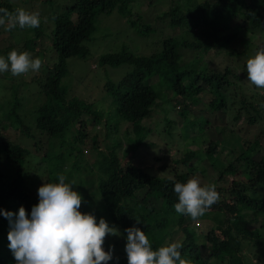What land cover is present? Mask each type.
Wrapping results in <instances>:
<instances>
[{
    "label": "trees",
    "instance_id": "1",
    "mask_svg": "<svg viewBox=\"0 0 264 264\" xmlns=\"http://www.w3.org/2000/svg\"><path fill=\"white\" fill-rule=\"evenodd\" d=\"M33 1L22 0L21 3L33 5ZM46 1L43 0L44 5ZM164 2L165 9L150 20L138 10L143 4L150 6ZM0 8L14 11L22 7L0 0ZM226 9H234L231 20L225 16ZM112 11H117L126 23L132 25L142 39H152V35L162 38L155 41L158 48L148 54L135 53L124 43L118 50L95 56L103 66L127 67L120 77L105 78L102 92L109 101L103 96L101 100L105 107L98 106L99 109L87 101L85 95H70L62 79L68 74L67 58L87 59L91 56L93 51L86 42L96 31V17ZM46 17L47 26L40 24L38 28L28 29V34L22 37L14 35L20 29L17 26L11 31L14 42L5 47L10 51L19 45L25 48L21 51L27 49L30 52L28 49L41 37L40 44L47 40L46 47L52 54L48 57L43 51L45 57L39 56L44 63L42 68L46 67L47 72L35 83L38 90L34 94L42 101L31 111L32 123L26 125L24 121L30 120V116L25 111L21 114L26 103L33 101L25 99L27 95L18 88L20 84L24 85V81L16 80L17 87H7L3 83L0 90V209L17 213L23 205L30 215L32 206L39 202L35 185L58 182V175L63 173L68 180L77 183L73 188L83 197L80 210L94 214L97 223L101 217L105 218L125 238V229L135 225L145 231L155 250L165 238L181 232L182 255L189 257L193 264H264V89L256 88L248 81L246 63L241 75L233 73L229 66L222 71L209 67L214 58L236 51L232 49L234 44H241L244 51H252V56L260 49L257 42H251L247 37L264 32V0H64L61 8L52 9ZM165 33L167 35L163 37ZM184 49L203 52L207 56V66L204 69L185 67ZM164 63H168L166 68H162ZM153 78L157 80L151 82ZM245 84L250 85L244 87ZM205 90L213 95L208 103ZM171 101L172 105L167 108ZM204 101L206 106L202 105ZM159 107L168 138L173 136V127L179 125L181 137L186 141L184 152L182 145L180 157L173 159V165L169 166L170 175L162 176L148 172L139 165L140 160H135V152L150 133L143 121ZM239 119H242L248 140L242 139L244 146H241L239 155L225 169L218 171L219 184L207 183L216 184L220 197H232L230 204L220 201V206L229 215L223 212L218 215L217 211L210 209V221L216 225L212 226L209 221L205 233L198 234L196 230L201 223L196 221L197 224L192 225L190 217L176 214L174 204L178 197L173 190L174 181L168 177L186 182L198 170L197 155H207L210 166H219L216 154L220 143L224 135L231 138L234 133L233 127L229 128L230 133L225 124H235ZM8 122L20 135L30 136L29 129L35 126L41 140L44 138L46 149L40 162L46 163L45 178L40 177L34 184L22 176L29 146L21 137L12 141L1 133V128L7 127L5 123ZM87 122L101 124L113 135L118 132L120 123H126L124 130L128 135L132 131L133 136L126 137L125 142L119 137L115 141L111 138V145L104 142L103 148L98 141L94 146V163L100 174L95 180L80 178L78 183L75 173L89 171L90 163L79 142L87 133L80 130L71 139L68 132L76 124L84 127ZM168 138L166 145L171 141ZM123 144H127L131 153L121 163L117 148L122 149ZM109 148H112L110 152ZM253 154L257 157L253 158ZM160 159V156L154 157L157 162ZM10 161L17 164L6 167ZM226 174L239 178L230 185H222ZM87 183L94 184L89 193L85 192ZM234 199L244 200L237 203ZM232 209L235 215L231 214ZM136 218L141 222L137 223ZM226 222L228 225L225 226ZM8 232L9 221L0 213V264H16L8 247ZM119 253H113L108 264H128L127 254Z\"/></svg>",
    "mask_w": 264,
    "mask_h": 264
},
{
    "label": "rangeland",
    "instance_id": "2",
    "mask_svg": "<svg viewBox=\"0 0 264 264\" xmlns=\"http://www.w3.org/2000/svg\"><path fill=\"white\" fill-rule=\"evenodd\" d=\"M14 4H17L18 6L24 8L28 11H38L41 15V24L43 27L47 26L48 19L47 15L49 12L51 13L52 9H57L58 7H62L64 0H47L45 5L43 3V0H34L31 4L23 5L21 2L22 0H8ZM59 4V5H58ZM166 5L165 2L162 4H152V5H141L138 7V10L144 14V17L148 20L150 18H153L156 14L160 13L165 9ZM48 9V10H47ZM49 11V12H48ZM225 16L227 20H231L232 16L234 15V9H226L224 11ZM52 25V23H51ZM132 25H129L126 23L125 19L120 16V14L117 11H112L111 13H101L96 17V31L91 36V39L86 42V45L91 49V56L87 59H82L77 56H71L67 58L66 60V69L68 74L62 79V83L66 86L68 93L72 94H82L85 95L87 98L86 100L91 102L92 105H94L95 108L100 107L104 108V103L101 100L102 97L109 99L105 96V94L102 92V85L105 81V78H112L116 79L120 77L121 74L125 72L127 67L125 65L119 66V67H107L103 66V64L100 63L99 60L96 59V55L99 53H104L108 51H115L120 49L121 45L126 43L128 48L135 52V53H145L148 54L152 50H155L158 48V44L155 43L156 40L162 38L157 35H152V39L149 38H143L135 33L134 29L131 27ZM28 29H18L15 31L14 35L18 36H25L28 34ZM135 33V34H134ZM10 36H9V35ZM167 35L165 33L163 37ZM167 37V36H166ZM251 42L256 43L257 46L260 48H264V32L261 34H252V37H247ZM14 42L13 35L11 34V31H5L3 27H0V55L6 56L8 50L5 49V47L11 42ZM41 43V37L36 41V44L32 47H30L28 50H30L29 53L32 54L33 57H45L43 54V51L46 55H51V51L48 47L47 40H43V43ZM19 44H21L19 42ZM22 45V44H21ZM44 47H46L44 49ZM234 51L232 54L224 53L220 55L217 58H214L210 64V68H213L218 71H222L225 66H229L233 73H237L241 75V72L243 70V66L246 63L247 59L250 58L253 54L252 51L246 50L244 51V47L239 45H233L232 46ZM13 49H16L18 51H21L22 49H25L22 46L15 45ZM33 50V51H31ZM243 50V51H242ZM27 51V49H26ZM37 51H41V53H37ZM183 51V50H182ZM242 52V53H241ZM206 55L203 52H197L192 49H184L183 53V64L185 67H193L194 69H204L207 66V59ZM168 63L162 64V68H166ZM170 70L168 69V72ZM44 72L46 73V67L42 68L41 71L38 74L34 73H28L26 75H22L19 77H13L10 73H2L0 74V90L3 89L2 85L5 83L7 87L16 86V80H23L24 85L20 84L18 87L21 93H25L27 96L25 99H32V103L29 101L26 103L27 107L25 110L21 111V108L18 109V111H21V114L23 111L26 112L28 116H30V120H25L24 122L26 125L28 123H32L33 118L31 117V111L34 109L38 104L41 103L42 98L38 97L34 92L38 90V87L35 86L36 81L39 78H42ZM231 79H234L232 75H229ZM10 78V79H8ZM157 78L151 79V82L156 81ZM25 83H27L25 85ZM250 84H245L244 87H248ZM231 91V90H229ZM1 93V92H0ZM34 94V95H33ZM102 94V95H101ZM99 96V97H98ZM204 97L206 99V103L210 101V99L213 97V95L208 91H204ZM99 98V99H98ZM173 101L168 103L169 105H172ZM32 104V105H31ZM202 105H205V101L202 103ZM100 106V107H98ZM206 106V105H205ZM30 112V113H29ZM171 114H168L170 116ZM191 113H189L188 116H190ZM173 116V115H172ZM176 118V116H173ZM242 119L236 120V123H226L225 127L228 129L233 127V135L231 138H228V135H224L223 141L220 143L219 152L216 154V159L219 163V166H210L208 164L207 155H197L196 158L199 160L197 163L198 170L193 175L200 179L202 184H207L209 182H216L219 184L220 180H218V171L225 169V167L228 165L230 161H232L235 157L239 155V151L242 150L241 146L243 147L241 141L242 139H247L248 136L244 133V126L241 124ZM149 128L150 133L148 136H146L145 142L138 148L137 152H135V160H140L141 163L139 164L141 167L146 168V170L150 173H153L155 175H170V167L172 164V160L180 157L182 152V145H183V152H184V144L186 141H184L181 137V129L179 125H175L172 129L173 136L168 138L167 134L165 133V120L163 119V112L161 108L154 109L151 116L143 121ZM233 122V121H232ZM7 127L1 128V133L7 139L12 141H17L18 138L21 137L23 140V143L25 145H28L30 148V153L27 155V162L23 164L22 167V176L25 178L27 182H30L32 184L35 183V180H38L40 177L44 176L45 172V166L46 163L40 162V156L43 154V152L46 149V145L44 143V138L42 137L41 140V134L39 133L37 127L31 126V129H29V133L33 136L28 135H20L17 133V130L11 127L10 125L12 123H5ZM224 124V123H223ZM240 124V125H239ZM118 132L114 135L109 133V130L102 127L101 124L99 125H92L89 122L85 123V126H78L75 125V128L72 129V131L68 132L71 139H73V135L78 134L80 130L86 131L87 135H83L79 142L82 143V149L84 155H86L87 160L89 161L90 165L88 167V170L91 171L88 173H75L74 178L79 183V179L82 178L83 180L93 178L95 180L96 175L100 174V171L97 169L95 162V151L96 148L94 146L98 141L101 143V148H103L104 142L111 145V138L115 141L118 137L122 139L123 142H125L126 137L133 136V132L128 135L126 131L124 130V126L126 123H120L119 124ZM127 126V125H126ZM178 126V127H177ZM84 131V132H85ZM108 131V132H107ZM230 132V131H229ZM232 133V132H230ZM113 135V136H112ZM180 135V136H179ZM170 139V144L166 145L167 139ZM151 143H154V146L151 145ZM160 147V148H159ZM112 148H109L108 151L110 152ZM117 152L119 155L120 162L123 163L127 160L129 157L131 151L127 148V144H123V148H117ZM255 153V152H254ZM155 156H160L161 159L157 162L154 160ZM257 157L256 154H253V158ZM16 162H7L5 165L6 167L9 166H15ZM163 164L166 165V167H163ZM0 165H2L0 163ZM147 166V167H146ZM169 170V171H168ZM204 171V172H203ZM45 178V176H44ZM43 178V179H44ZM239 177H234L232 175L226 174L224 177V180L221 181V184H227L230 185L231 182ZM45 182V181H43ZM95 184V182H94ZM93 183H87L85 185V192L89 193L91 192L92 188L94 187ZM223 185V184H222ZM87 186V187H86ZM40 185H35V188L38 189ZM36 193V191H35ZM37 194V193H36ZM224 200L223 203H229L232 202V197H225L223 195V198L221 197L220 201ZM244 199H238V201H243ZM218 202L215 204L217 207H212L211 209H214L217 211V214L220 215L222 212L223 214H228L227 211L223 207H221V202ZM236 201V199H234ZM238 201H236L238 203ZM230 204V203H229ZM220 206L223 208L222 210L218 207ZM227 206V205H226ZM229 209V207L227 206ZM239 208V207H238ZM243 209V208H242ZM213 211V210H211ZM230 212V210H229ZM232 212V213H231ZM231 214L235 215L233 213V209L231 210ZM207 212L203 217H200L197 222L201 223L200 227H197L196 232L199 234H203L206 231V227H209L210 223V215ZM237 213V212H236ZM229 215V214H228ZM263 216V215H260ZM224 217V216H223ZM197 224L196 221H192V225ZM211 222V221H210ZM212 223V222H211ZM216 225V223H212V226ZM228 225L226 222L225 226ZM224 228V227H223ZM220 230V229H219ZM120 231V230H119ZM120 236H112L109 235L105 239L104 248L106 250L109 249L110 246L114 248L113 253L117 254L120 251V255L127 254L125 251V245H126V238L123 237L122 232L120 231ZM217 235H219V231H217ZM199 236V235H198ZM200 238L203 239V236L200 235ZM125 241H124V239ZM182 240L183 234L181 232H176L171 236L170 238H165L161 243L160 246L165 244L166 242L172 241V240ZM117 241L119 243H117ZM159 246V247H160Z\"/></svg>",
    "mask_w": 264,
    "mask_h": 264
},
{
    "label": "clouds",
    "instance_id": "3",
    "mask_svg": "<svg viewBox=\"0 0 264 264\" xmlns=\"http://www.w3.org/2000/svg\"><path fill=\"white\" fill-rule=\"evenodd\" d=\"M41 24L38 11L16 8L9 11L0 8V27L5 31L35 29ZM44 63L28 51L11 50L0 55V74L10 73L19 77L28 73L38 74ZM248 81L256 88L264 89V48L246 61ZM174 181V204L178 216L197 221L221 199L216 184H202L192 176L186 182ZM74 180L65 174L58 175V182H45L38 188L39 202L32 206L30 215L23 205L17 213L0 209L9 221L8 247L16 264H108L113 258L112 246L106 251L108 235L120 236L116 226H110L105 218L80 210L82 195L74 190ZM136 222L141 221L136 218ZM128 264H193L182 255V240L166 242L157 249L145 231L135 225L125 229Z\"/></svg>",
    "mask_w": 264,
    "mask_h": 264
}]
</instances>
